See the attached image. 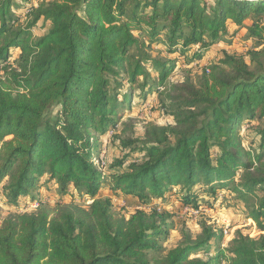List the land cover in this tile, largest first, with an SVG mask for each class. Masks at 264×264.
I'll use <instances>...</instances> for the list:
<instances>
[{"label":"trees","instance_id":"obj_1","mask_svg":"<svg viewBox=\"0 0 264 264\" xmlns=\"http://www.w3.org/2000/svg\"><path fill=\"white\" fill-rule=\"evenodd\" d=\"M18 15L29 20L22 25ZM241 29L261 46L250 51L251 63L226 55L223 64L203 67L197 83L167 81L174 59L146 52L163 32L170 53L194 45L190 59L199 60ZM16 49L15 63H6ZM144 62L157 71L156 80ZM0 69V182L6 180L8 203L18 207L29 195L22 208L36 204L0 219V264H220L219 257L226 264H264V239L240 232L215 255L190 257L222 240L208 226L151 258L147 251L157 249L169 214L115 218L110 200L95 197L111 171L99 162L106 150L99 140L120 122L135 92L141 105L157 84L173 124L147 122L141 138H122L139 159L109 174L110 187L143 204L181 186L182 201L197 208L200 188L218 194L230 186L241 198L254 197L248 214L264 230V195L252 196L264 188V0H19L16 6L0 0ZM122 72L130 86L119 100ZM253 118L262 124L257 153L239 132ZM43 177L60 194L84 190L91 202L50 205L41 194L34 197Z\"/></svg>","mask_w":264,"mask_h":264},{"label":"rangeland","instance_id":"obj_2","mask_svg":"<svg viewBox=\"0 0 264 264\" xmlns=\"http://www.w3.org/2000/svg\"><path fill=\"white\" fill-rule=\"evenodd\" d=\"M38 0H33L37 2ZM44 1V0H43ZM14 5H19V0H14ZM147 10V9H146ZM22 9L17 10L20 13ZM20 24L24 25L29 20L26 15H18ZM42 21L38 25H42ZM12 26V25H11ZM38 30L33 31L34 36L37 35ZM245 30L241 29L239 32L227 34L223 37L220 43L213 45L210 50L208 49L203 53L201 59L191 61V55L197 50V46H190L185 49V53H180L177 50L174 53H170L167 50L166 43L164 41L163 32L160 33L158 40L152 44L146 46V52L153 58L157 59H174V67L167 77V81L171 83H180L185 79H189L194 83H197L202 75L203 67L211 68L213 65H221V60L226 56H234L245 59L248 63L250 61V51L260 48L261 46L255 39H247L245 36ZM134 35L140 36L141 33L138 30H134ZM180 49V47H178ZM19 53V50H13L10 52V58L6 63L14 64V58ZM143 66L150 76L157 79V71L149 64L144 62ZM2 71V69H0ZM141 77L138 79L140 82ZM117 82L120 87L119 94L126 92L130 86L127 81V72H122L117 78ZM156 83V82H155ZM137 86V83L135 84ZM160 86L154 85L152 93L148 96V99L139 104L138 98L135 95L130 98L129 107L123 109L122 118L120 124L117 123L115 127L108 129V132L101 137L100 143L104 142L105 152L100 157V163L107 162V167H111L110 173L121 172L127 168V164L130 161L139 159V152L132 151L134 146L129 145L124 147L121 145V139L126 137L141 138L143 136L146 123L151 122L153 124L162 126L173 124V118L169 114L168 109L164 104L158 101L157 90ZM118 97L120 98L122 97ZM132 96V95H131ZM120 111V110H119ZM55 110L53 111V113ZM262 124L253 118L250 121H243V125L239 128L240 137L242 142L250 149V151L259 152L261 149V140L258 134V129ZM118 126V127H117ZM115 129V130H114ZM116 133L112 134V132ZM91 132L95 135L98 133L91 129ZM123 159L122 166L119 167L117 163ZM98 162V161H97ZM106 176L104 182L99 186V190L96 194V198H108L111 202L112 212L115 218L129 217L136 211L156 212L169 214L167 220V230L157 237L158 247L157 249H150L147 254L151 258L162 257L165 252L175 246L183 244L187 238L194 239L201 235L205 226L211 227L214 231H221L222 240L220 242L210 241L209 251L206 253L198 252L197 254H191L190 257L206 259L216 254L218 247L224 249L228 245L229 240L240 232L244 235L249 234L251 237L257 240L264 239V230H261L256 222L249 216V211L253 207L254 197L241 198L236 193L231 191L230 186L224 187L222 192L211 194L209 190L204 186L198 190V193L192 191L196 195L197 208L182 201L186 194V188L181 186H175L164 193L162 198L151 197L147 202L141 203L135 196L125 194L123 191L113 190L110 187L111 179ZM6 180L0 182V219L5 220L9 216L14 214H21L25 210H30L33 204L27 205L26 209L22 208V204H26L29 201L30 196L26 198H20V206L16 207L6 200V195L3 191V185ZM42 185L36 190L32 191L33 196H42V199L46 200L50 205L56 204H75L77 206H86L91 202V198L84 192L72 191L68 194H60L58 185L55 182H50L43 177ZM37 194V195H36ZM73 194V195H70ZM264 195V188H257L252 196ZM217 197V198H216ZM251 197V198H250ZM71 200L73 202H71ZM201 207V208H200ZM218 232V233H219ZM229 253H226L228 256ZM220 264H226V258L219 257L217 260Z\"/></svg>","mask_w":264,"mask_h":264},{"label":"built area","instance_id":"obj_3","mask_svg":"<svg viewBox=\"0 0 264 264\" xmlns=\"http://www.w3.org/2000/svg\"><path fill=\"white\" fill-rule=\"evenodd\" d=\"M102 155V154H101ZM97 162V161H96ZM36 206V204H33V207H35ZM201 208V207H200Z\"/></svg>","mask_w":264,"mask_h":264}]
</instances>
